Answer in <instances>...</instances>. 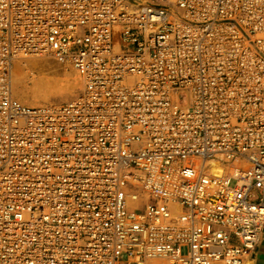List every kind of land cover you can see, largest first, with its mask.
I'll list each match as a JSON object with an SVG mask.
<instances>
[{"label":"built area","instance_id":"1","mask_svg":"<svg viewBox=\"0 0 264 264\" xmlns=\"http://www.w3.org/2000/svg\"><path fill=\"white\" fill-rule=\"evenodd\" d=\"M38 54L83 94L13 98ZM263 231L264 0H0V264H243Z\"/></svg>","mask_w":264,"mask_h":264},{"label":"bare ground","instance_id":"2","mask_svg":"<svg viewBox=\"0 0 264 264\" xmlns=\"http://www.w3.org/2000/svg\"><path fill=\"white\" fill-rule=\"evenodd\" d=\"M46 56L53 58L57 63L63 65L66 64L70 65L76 71V73L79 75L81 79L82 91L80 90L79 85H77L76 83L75 84L72 83L73 85L69 87V89L64 93L59 92V90L52 89L54 82L46 78L47 77L46 73L51 69L54 68L56 69L57 65L56 63L54 64L52 60L44 58ZM32 71L36 72L37 74L29 75L30 73H32ZM84 89H85V84L82 76L69 62H62L56 60L53 56L47 54L20 56L14 60V65L11 73L10 92L13 98H15L18 102H20L25 106L28 107L59 106L62 104L58 105L56 103H59L63 100H69L75 96L74 99H72L69 102H66V103H70L78 99L83 94ZM210 167L212 168L213 174L219 175L222 173V166L219 165L218 163H212ZM139 175L141 174H137L136 177H138ZM132 195L136 196L137 198L135 199V201H132L130 203V208L143 206L146 204L147 193L142 191V189H138V190L134 189L132 191Z\"/></svg>","mask_w":264,"mask_h":264},{"label":"rangeland","instance_id":"3","mask_svg":"<svg viewBox=\"0 0 264 264\" xmlns=\"http://www.w3.org/2000/svg\"><path fill=\"white\" fill-rule=\"evenodd\" d=\"M44 58L52 60V62H54V64L56 63V65H57L56 69L55 68L51 69V70L47 71V73H46V75H47L46 78H48L52 82H54L52 89L59 90V92L64 93L65 91H67L69 89V87H71L73 84L76 83L77 85H79V88L81 90V88H82L81 87L82 86L81 79H80L79 75L76 73V71L70 65H68V64L63 65V64L57 63L53 58H51L49 56H46ZM33 72L34 71H32V73H30L29 75L37 74L36 72H34V73ZM74 98H75V96L69 100H63V101L56 103V104H58V105L63 104V103L71 101ZM181 100L184 101L183 96L181 97Z\"/></svg>","mask_w":264,"mask_h":264},{"label":"crops","instance_id":"4","mask_svg":"<svg viewBox=\"0 0 264 264\" xmlns=\"http://www.w3.org/2000/svg\"><path fill=\"white\" fill-rule=\"evenodd\" d=\"M244 264H264V232L256 248L245 258Z\"/></svg>","mask_w":264,"mask_h":264}]
</instances>
